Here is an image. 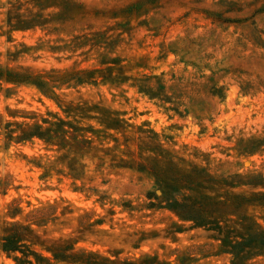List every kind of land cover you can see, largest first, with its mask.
Segmentation results:
<instances>
[{
  "label": "clouds",
  "instance_id": "obj_1",
  "mask_svg": "<svg viewBox=\"0 0 264 264\" xmlns=\"http://www.w3.org/2000/svg\"><path fill=\"white\" fill-rule=\"evenodd\" d=\"M0 264H264V0H0Z\"/></svg>",
  "mask_w": 264,
  "mask_h": 264
}]
</instances>
